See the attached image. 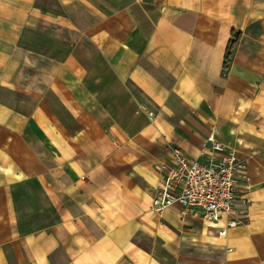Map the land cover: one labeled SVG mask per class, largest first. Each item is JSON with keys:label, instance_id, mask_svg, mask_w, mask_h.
I'll return each mask as SVG.
<instances>
[{"label": "crops", "instance_id": "crops-1", "mask_svg": "<svg viewBox=\"0 0 264 264\" xmlns=\"http://www.w3.org/2000/svg\"><path fill=\"white\" fill-rule=\"evenodd\" d=\"M214 130L244 167L224 238L152 210ZM0 264H264V0H0Z\"/></svg>", "mask_w": 264, "mask_h": 264}, {"label": "built area", "instance_id": "built-area-1", "mask_svg": "<svg viewBox=\"0 0 264 264\" xmlns=\"http://www.w3.org/2000/svg\"><path fill=\"white\" fill-rule=\"evenodd\" d=\"M214 130L207 137L204 159L190 158L180 149H170L171 160L159 173L152 210L162 213L177 204L182 213L197 212L204 225L218 238L247 218L246 202L237 195L241 160L232 151L215 157L223 149Z\"/></svg>", "mask_w": 264, "mask_h": 264}, {"label": "trees", "instance_id": "trees-1", "mask_svg": "<svg viewBox=\"0 0 264 264\" xmlns=\"http://www.w3.org/2000/svg\"><path fill=\"white\" fill-rule=\"evenodd\" d=\"M239 37H240V34H238V33L233 32L231 34V38L227 44L225 55H224V60H223V65H222L223 72H225L228 68V65H229V62L231 60L235 45L237 44Z\"/></svg>", "mask_w": 264, "mask_h": 264}]
</instances>
